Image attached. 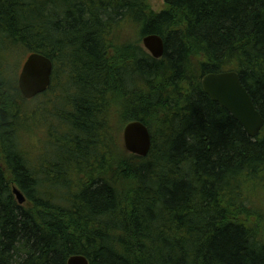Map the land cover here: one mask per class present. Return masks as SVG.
<instances>
[{
  "label": "trees",
  "instance_id": "trees-1",
  "mask_svg": "<svg viewBox=\"0 0 264 264\" xmlns=\"http://www.w3.org/2000/svg\"><path fill=\"white\" fill-rule=\"evenodd\" d=\"M164 1L0 0V264H264V129L202 87L237 72L264 117V0ZM15 49L53 62L45 93L22 95Z\"/></svg>",
  "mask_w": 264,
  "mask_h": 264
},
{
  "label": "water",
  "instance_id": "water-1",
  "mask_svg": "<svg viewBox=\"0 0 264 264\" xmlns=\"http://www.w3.org/2000/svg\"><path fill=\"white\" fill-rule=\"evenodd\" d=\"M142 42L155 59L163 57L165 43L161 36L149 35ZM53 71V62L48 57L38 53L29 55L18 78L22 95L26 99H33L45 93L52 85ZM202 87L212 101L225 109L242 126L249 137L256 139L260 136L264 129V117L257 110L237 72L208 74L202 80ZM123 142L127 152L139 157H147L153 145L148 127L140 121L126 125ZM13 193L19 204L26 202V197L17 187H13ZM68 264H89V261L84 256L76 255L69 258Z\"/></svg>",
  "mask_w": 264,
  "mask_h": 264
},
{
  "label": "rangeland",
  "instance_id": "rangeland-1",
  "mask_svg": "<svg viewBox=\"0 0 264 264\" xmlns=\"http://www.w3.org/2000/svg\"><path fill=\"white\" fill-rule=\"evenodd\" d=\"M149 6H150V10H152L155 13L161 12V11H163L166 8L164 0H149ZM4 7H7V4H5ZM124 34H127V36L125 35L124 38H126V37L130 38L131 37V40H134L135 37H137L139 35V29L137 28V31H135L132 34H131V30H128L126 33L124 32ZM150 35H152V34H150ZM147 36H149V35H147ZM147 36H145V37H147ZM131 40L129 42H133ZM26 59H27V55L24 52H22L21 50L15 49L13 51V56H11L10 59H9L10 66L13 65L14 63L18 62V66L20 65V67H21L24 64V62L26 61ZM57 108H58V105H57ZM115 127L119 129V125L117 123L115 124ZM125 127L121 131L122 132V136H120L121 137V143H122L123 146H124L123 131H124ZM39 135H41L43 140L46 141L47 137H46L45 133L41 132V133H39ZM263 135H264V133H263ZM36 144L37 145L41 144V141H36ZM51 154H53V152H51ZM259 197H260V193H259ZM259 200L261 201V204L263 202L262 206H264L263 196ZM259 234H260V236L262 238H264V217H263L261 223L259 224Z\"/></svg>",
  "mask_w": 264,
  "mask_h": 264
}]
</instances>
